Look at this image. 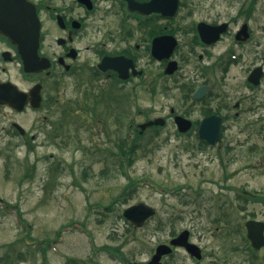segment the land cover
Returning <instances> with one entry per match:
<instances>
[{
	"label": "flooded vegetation",
	"instance_id": "flooded-vegetation-1",
	"mask_svg": "<svg viewBox=\"0 0 264 264\" xmlns=\"http://www.w3.org/2000/svg\"><path fill=\"white\" fill-rule=\"evenodd\" d=\"M28 1L38 23L35 57L23 55L31 50L29 38L12 39L23 36L14 31L13 10L0 16L4 149L37 151L49 146L55 150L68 145L71 130L95 133L99 127L97 131L111 137L106 140L115 151L106 150L112 154L120 149L125 153L122 163L131 166L136 136L145 138L147 149L152 137L190 138V144L178 145V152L189 157L190 168L179 171V178L185 179L159 187L165 196L164 214L171 218L157 221L152 231L165 234L144 259L129 260L123 245L107 242L118 251L100 244L90 247L89 257L61 252L60 264H101L102 252L120 264H264V130H258L255 122L261 118L257 98L264 66L257 84L248 81L257 65L242 70L238 78L233 69L252 41L250 24L248 35L238 34L249 18L243 17L233 30V19L194 14L191 0ZM225 22V31L216 39L201 36L203 24ZM225 41L227 45L218 50ZM255 115L245 127H232ZM103 117L109 126L102 128ZM155 118H161L162 124L141 126ZM205 119L220 121L216 144L201 139L212 133L202 129ZM179 124L187 129L179 130ZM189 170L192 176H186ZM161 171L165 172L164 166ZM134 193L128 194L127 206L144 202L132 201ZM172 198L175 202L169 208ZM102 206L86 214L93 215L98 225L103 223L100 218H117L124 210ZM155 216L141 227L127 226L136 232ZM117 222L111 223L110 237ZM61 238L56 234L51 242L59 244ZM158 245L164 246L157 262L151 263Z\"/></svg>",
	"mask_w": 264,
	"mask_h": 264
},
{
	"label": "rangeland",
	"instance_id": "rangeland-1",
	"mask_svg": "<svg viewBox=\"0 0 264 264\" xmlns=\"http://www.w3.org/2000/svg\"><path fill=\"white\" fill-rule=\"evenodd\" d=\"M249 1L191 0L194 4V14H207L224 20L233 19V30L239 26L240 20L245 18V8ZM248 18L253 32L252 41L245 46L243 57L236 61L238 63L233 67L235 72H238L235 73L237 78L242 70L249 66H264V0L255 1ZM225 45L226 41L220 43L218 50H222ZM258 93L257 100L261 102L262 107L261 118L257 119L258 115H255L239 119L232 124L234 129L243 128L249 120L256 118L258 130H264V76ZM73 94L75 92L71 91L70 95ZM75 110L79 115V110ZM105 117L102 119V128L104 124L109 126ZM133 119L138 121L135 114ZM94 130L95 133L86 128L71 130L66 147H53L55 150L49 146L39 147L37 151H27L23 148L7 151L3 148L6 139L0 132V264H60L62 259L59 255L49 248L46 249L48 251L45 250L46 253H41L35 248L37 244L34 239L41 243L54 241V231L64 225L70 226L71 229L60 233L62 238L57 244V249L60 252H74L86 257H89L93 244L99 246L112 242L113 245H118L124 242L121 250L125 256L129 260H142L147 256V251L162 239L164 230H152L157 221L171 217L164 214L165 196L160 194L158 186L172 187L173 183H180L185 179L179 178L182 177L179 171L182 168H190L189 157L186 153L178 152V145L190 144V138L164 135L152 137L153 141L148 145V149L146 145L138 149L134 163L127 167L130 177L127 178L116 166L114 152L111 154L106 150L108 148L115 151L113 143L106 140L111 137L97 131L100 130L99 127ZM14 142L16 138L13 139ZM98 146L100 150H97ZM177 162L180 167H176ZM56 163L59 164L60 170L54 166ZM162 166L165 172L161 171ZM186 176H192L190 170ZM132 179H147L149 182L148 185L137 186L132 201L147 202L157 209V213L143 229L137 230L124 241L126 222L112 215L98 225L93 215H86L89 211L86 209L93 200L103 204L111 203ZM151 182L155 186H151ZM169 202V208H172L174 198ZM113 203L115 209L125 204L122 201ZM114 219L118 220L115 231L117 235L110 237L109 230ZM71 220L82 222L86 230L78 229L77 224H73ZM18 253L21 254L20 257H17ZM98 258L101 264H120L118 261L109 260L103 252Z\"/></svg>",
	"mask_w": 264,
	"mask_h": 264
},
{
	"label": "water",
	"instance_id": "water-1",
	"mask_svg": "<svg viewBox=\"0 0 264 264\" xmlns=\"http://www.w3.org/2000/svg\"><path fill=\"white\" fill-rule=\"evenodd\" d=\"M12 9L13 13L16 15L14 24L15 27L14 31H21L23 32V36L18 37L20 39L26 40L29 38L32 39V53H27L29 55H32L33 57L37 55V48H38V23L37 19L35 17V14L31 11V5L27 0H0V16L5 14L4 12L6 9ZM18 12V13H17ZM200 28V32L202 37H208L212 38L215 33V37L219 34L220 31L224 29V25H217V26H208L203 24ZM3 30H8L7 28H2ZM29 32L28 35H26V32ZM247 32V24H243L239 32ZM28 36V37H27ZM14 40L15 37H13ZM215 39V38H214ZM26 50V48H25ZM24 54V53H23ZM262 69L260 66L256 67L251 75L249 76V80L253 81L254 83H257L259 80V76L261 75ZM0 101H2V96H0ZM207 120V119H206ZM204 120L202 123V129L206 128L210 130V134L204 135L203 137L207 139L210 143H215L219 139V130H220V122L217 121L215 123H211ZM160 119H155L153 121L148 122V124L154 123V124H160ZM182 129H185L183 127ZM205 130V129H204ZM154 213L153 208L148 207L144 204H137L134 206H131L124 211V215L131 220V222L135 225L140 226L143 221L152 215Z\"/></svg>",
	"mask_w": 264,
	"mask_h": 264
},
{
	"label": "trees",
	"instance_id": "trees-1",
	"mask_svg": "<svg viewBox=\"0 0 264 264\" xmlns=\"http://www.w3.org/2000/svg\"><path fill=\"white\" fill-rule=\"evenodd\" d=\"M255 1H256V0H250V1H249V4H248V6H247V10H246L247 14L249 13L250 9H252V8L254 7ZM135 146H136V143H135ZM126 191H127L126 188H124V189L122 190V192H126Z\"/></svg>",
	"mask_w": 264,
	"mask_h": 264
}]
</instances>
